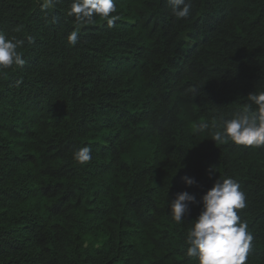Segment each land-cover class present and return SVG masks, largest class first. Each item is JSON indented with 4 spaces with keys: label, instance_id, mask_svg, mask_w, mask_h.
<instances>
[{
    "label": "trees",
    "instance_id": "obj_1",
    "mask_svg": "<svg viewBox=\"0 0 264 264\" xmlns=\"http://www.w3.org/2000/svg\"><path fill=\"white\" fill-rule=\"evenodd\" d=\"M45 2L0 0L25 60L0 70V264H198L185 241L202 203L178 224L170 201L228 177L246 195V264H264V146L213 141L264 92V0H187V18L116 0L112 27Z\"/></svg>",
    "mask_w": 264,
    "mask_h": 264
},
{
    "label": "clouds",
    "instance_id": "obj_2",
    "mask_svg": "<svg viewBox=\"0 0 264 264\" xmlns=\"http://www.w3.org/2000/svg\"><path fill=\"white\" fill-rule=\"evenodd\" d=\"M169 3L177 18L190 15L191 4L187 0H169ZM52 4L53 0H46L43 7L48 8ZM116 10V0H73L69 14L82 22L99 16L112 27L117 19L113 15ZM78 39V30H73L68 36L72 45H76ZM23 44L24 40L10 38L0 31V70L25 64L20 51ZM248 99L257 106V110L253 112L248 106L233 118L223 120L222 130L215 132L213 141L231 139L238 145L264 146V92H251ZM73 156L78 163L85 164L92 159L91 149L88 146L80 147ZM182 179L187 186L196 184L194 178L185 176ZM197 203H202V208L187 233L186 255L195 257L198 264H246L254 237L247 222L238 214V210L247 206L240 184L231 177L218 178L199 202L195 195L187 191L177 193L175 199L170 201L172 219L181 223L190 211V205Z\"/></svg>",
    "mask_w": 264,
    "mask_h": 264
}]
</instances>
